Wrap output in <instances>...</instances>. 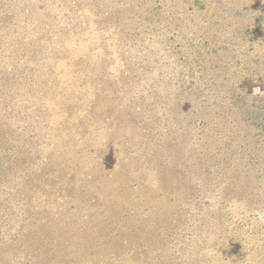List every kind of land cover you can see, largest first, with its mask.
I'll return each mask as SVG.
<instances>
[{
    "label": "rangeland",
    "instance_id": "obj_1",
    "mask_svg": "<svg viewBox=\"0 0 264 264\" xmlns=\"http://www.w3.org/2000/svg\"><path fill=\"white\" fill-rule=\"evenodd\" d=\"M262 124L264 0H0V264H264Z\"/></svg>",
    "mask_w": 264,
    "mask_h": 264
},
{
    "label": "trees",
    "instance_id": "obj_2",
    "mask_svg": "<svg viewBox=\"0 0 264 264\" xmlns=\"http://www.w3.org/2000/svg\"><path fill=\"white\" fill-rule=\"evenodd\" d=\"M241 102V101H240ZM240 102H239V104H240ZM237 107H238V105H236ZM242 108H243V106L241 105V110H242ZM262 126H264V124H262ZM256 143H258V141L256 142ZM252 149H257V147H254V148H252ZM197 154V153H196ZM202 154V153H201ZM254 154V157L257 159L258 157H259V155L256 153V151L253 153Z\"/></svg>",
    "mask_w": 264,
    "mask_h": 264
},
{
    "label": "clouds",
    "instance_id": "obj_3",
    "mask_svg": "<svg viewBox=\"0 0 264 264\" xmlns=\"http://www.w3.org/2000/svg\"><path fill=\"white\" fill-rule=\"evenodd\" d=\"M258 217L261 220V222H264V215L258 213Z\"/></svg>",
    "mask_w": 264,
    "mask_h": 264
}]
</instances>
